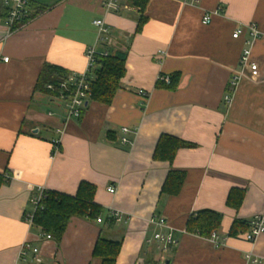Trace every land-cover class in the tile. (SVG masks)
<instances>
[{"label": "crops", "instance_id": "obj_1", "mask_svg": "<svg viewBox=\"0 0 264 264\" xmlns=\"http://www.w3.org/2000/svg\"><path fill=\"white\" fill-rule=\"evenodd\" d=\"M103 2L31 0L28 20L12 30L0 13V264H16L25 242L39 250L40 262L29 254L21 264H101L93 255L99 237L122 240L115 264H245L247 252L264 259V235L253 244L247 231L229 235L235 221L264 213V0H149L144 12L135 0H121L115 13ZM216 10L204 25L203 14ZM101 18L113 42L98 51L127 55L122 88L112 105L91 100L80 119L64 124V103L37 91V81L47 64L86 71V50L97 44L93 21ZM253 23L262 34L251 46L256 80L240 63L247 35H232ZM175 73V90L157 86L161 75ZM124 127L129 144L121 140ZM163 134L197 146L178 150L171 164L157 161ZM172 171L185 173L176 195L162 192ZM81 182L95 184L96 203L121 212L123 221L72 218L60 244L40 239L27 221L39 188L75 196ZM237 188L245 197L235 210L227 200ZM204 210L222 215L220 247L186 231L189 218ZM153 217L173 230L177 244L167 253L153 235L168 231L150 224Z\"/></svg>", "mask_w": 264, "mask_h": 264}, {"label": "trees", "instance_id": "obj_2", "mask_svg": "<svg viewBox=\"0 0 264 264\" xmlns=\"http://www.w3.org/2000/svg\"><path fill=\"white\" fill-rule=\"evenodd\" d=\"M149 0H135L136 6L144 12ZM146 18H141L138 22V31H140ZM127 55L117 53L109 57H103L98 60L97 66L94 69V80L92 84V101L102 105H112L116 99V94L122 88L121 79L126 74ZM71 73L61 67H56L47 64L41 71L36 84V90L47 92V84H57L68 78ZM180 74L170 76V84L158 82L157 86H165L170 90H175L180 82ZM159 141L154 151V159L157 161H167L170 164L174 161L180 149H192L197 145L181 138H174L170 135L163 134L159 137ZM184 172H170L166 178L162 192L176 195L180 192L184 184ZM5 181V175L0 174V186ZM97 186L88 182H81L75 196L62 194L56 191H45L41 199V207L34 213L33 227L40 229L41 232L50 235L52 240L60 244L63 239L67 226L72 218H83L90 221L97 220L102 216L105 222L113 223L111 218H108L106 212L95 201ZM227 200L228 206L238 210L245 197V192L242 189H232ZM222 215L213 210H204L191 216L187 221V233L198 235L209 239L210 234L218 231L222 226ZM249 223L235 221L229 232L230 236H236L239 231H248ZM96 246L93 251L95 259H99L101 264H115L122 247V240H108L99 237L96 240Z\"/></svg>", "mask_w": 264, "mask_h": 264}, {"label": "built area", "instance_id": "obj_3", "mask_svg": "<svg viewBox=\"0 0 264 264\" xmlns=\"http://www.w3.org/2000/svg\"><path fill=\"white\" fill-rule=\"evenodd\" d=\"M190 1V3H193L197 5L200 3L201 0H185ZM31 4V0H0V13L5 18L6 26L8 30H12L15 28V26L19 23H22L24 21H27L29 18V7ZM103 8L105 12L107 13H115L118 12L121 9V0H104L103 2ZM219 10H216L215 12H205L202 16L201 22H203L204 25H210L212 22V18L215 14L218 13ZM93 26L97 29V44L95 46L88 47L86 50L85 56L87 60V67L86 71L83 73H71L68 78L62 80L60 83L57 84H47L46 90L49 92L50 96L56 100L63 102L65 105V122L64 124H67L69 121H77L80 119L83 115V112L86 110L88 104L90 103L91 95H92V84L91 82L94 80V69L97 66V62L100 59H103V57H109L111 56L109 51H102L99 52L97 49L98 44H102L104 42H107V44H111L113 42L110 27L107 26V23L104 18L97 19L93 21ZM245 34L247 35L245 42L248 47L245 48L240 63L242 64L244 71H249V77L252 80L258 79L259 75V68L258 65L251 60L252 55V49L251 46L253 43L258 40L262 34L259 30V27L256 24H250L245 25L243 28L235 30V32L232 34L233 38L239 39L241 37H244ZM160 57H164L166 55L165 52L160 51L159 52ZM5 61H9V59L5 58ZM244 78V73L235 74L232 77V81L230 82L231 86H237ZM158 81H162L166 84H170V76L167 75H161L158 79ZM139 95L143 96L144 98H147L146 93L143 90L139 91ZM228 101H230L228 99ZM65 131V128L59 129L57 131L58 138L54 140V146H53V154H56L60 150L61 146V135H63V132ZM123 137L121 138L123 144H129L131 143V140L128 138V135L131 133V130L129 128H122ZM15 178H18V176H13ZM12 177V178H13ZM6 178H10V176H6ZM110 193H115L116 189L113 186H110L109 188ZM45 194L44 188H39L38 194L35 198L32 199V203L34 206V212L28 216V223L29 226L33 227V219H34V213L38 209V207H41L42 198ZM106 212H108V218H111L114 222V224H119L123 221V215L121 212L116 211L114 209H109ZM97 223H103L104 218L102 216L98 217L96 220ZM150 224H155L158 227L167 230V235L156 233L153 235V239L155 242L158 243V249H160L162 252L167 253L170 245L177 244L176 239L173 235V230L167 224L165 219L163 218H156L153 217L150 220ZM245 240L251 244H253L259 237L264 235V213L255 215L251 221L249 222V228L248 231L244 234ZM40 239L43 240H51V236L47 235L43 232H39ZM209 241H211L215 247L222 246L221 238L218 236L217 231H214L210 234ZM31 254L35 261L40 262L38 257L39 250L35 248L31 243L25 242L19 251L18 256V262L16 264H21L25 262L28 258V255ZM244 263L245 264H264V259L260 258L253 252H247L244 256Z\"/></svg>", "mask_w": 264, "mask_h": 264}]
</instances>
